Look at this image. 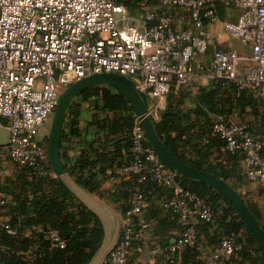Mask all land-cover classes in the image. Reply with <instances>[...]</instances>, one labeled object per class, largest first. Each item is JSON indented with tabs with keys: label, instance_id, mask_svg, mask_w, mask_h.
Returning <instances> with one entry per match:
<instances>
[{
	"label": "built area",
	"instance_id": "built-area-1",
	"mask_svg": "<svg viewBox=\"0 0 264 264\" xmlns=\"http://www.w3.org/2000/svg\"><path fill=\"white\" fill-rule=\"evenodd\" d=\"M222 1L242 10L238 21L224 28L251 53L247 58L237 51L218 50L207 67L200 57L210 45L206 26L218 24L216 0H159L158 13L139 18H132L120 0H0V121H8L10 132L1 155L15 165L41 171L48 164L41 131L54 115L61 91L96 75L129 79L145 98L151 120L160 117L175 88H191L198 75L235 83L264 98V0ZM171 9L185 10L189 24L176 27ZM246 61L253 66H245ZM213 130L228 152L243 156L246 178L264 189V145L250 125L219 117ZM132 153L134 159L123 173L139 175L140 183L150 177L170 190L163 209L177 216L182 229L168 252L198 246L196 227L214 221L212 207L180 185L179 174L150 144L140 118L133 128ZM6 174L0 162V179ZM130 203L104 264H129L135 242L150 230L147 198L136 193ZM3 227L16 234L9 225ZM50 238L54 247H66L57 231H50ZM243 251L244 245L233 237L224 238L206 264H240L228 258Z\"/></svg>",
	"mask_w": 264,
	"mask_h": 264
},
{
	"label": "trees",
	"instance_id": "trees-1",
	"mask_svg": "<svg viewBox=\"0 0 264 264\" xmlns=\"http://www.w3.org/2000/svg\"><path fill=\"white\" fill-rule=\"evenodd\" d=\"M142 1L120 0V3L130 11V16H134ZM213 82L212 88H202L196 96L194 113L198 117L201 116V121H192L191 112L182 115V111L174 112L169 107L163 120L154 122V127L163 143L181 161L229 183L231 173L225 170L218 172L215 167L204 168L199 164L208 156V150L200 145L205 139L210 141L209 146L213 145V142L219 146L225 145L213 130L219 117L230 121L231 117L237 114L243 119L250 112L257 120L261 118L264 121V98L252 91L240 89L232 82ZM86 105L95 112L88 116L91 118L89 126L94 127L96 132L91 138L83 135L80 128L81 119L87 110ZM137 119V113L127 97L111 85L90 87L70 104L61 136L60 156L71 176L89 193L106 196L101 191L103 183L116 178V170L123 171V168L132 163V135ZM250 128L256 138L257 135L264 136L263 127L255 130L250 125ZM188 144L193 146V151H196L203 161L194 163L188 160V155L182 151ZM75 147H79V155L76 156L72 155ZM230 154L243 159L240 154ZM23 168L26 174L19 176L16 181L8 180L5 186L0 185V191L13 196L17 202L7 224L16 234H10L5 227L0 226V264H91L105 239V230L99 217L77 200L60 178L52 176L50 165H45L41 171L32 167ZM178 182L211 205L214 221L199 223H203L206 229L224 231L223 234L220 233L222 236L217 241L218 246L224 238L233 237L237 243L244 245V251L246 243L255 247L264 263L257 240L236 210L218 191L180 175ZM159 190L166 192L167 196L170 194V190L159 186L150 177L140 183L139 175H135V181L132 182L122 179L107 197L125 215L131 207L133 196L142 193L148 200L145 216L150 221L151 213H157L152 203L155 193ZM166 212L168 214L160 220L159 227L165 229L176 224L180 233L182 227L177 216L172 211ZM199 223L196 227L197 233ZM33 227L37 229L27 236L26 232ZM52 230L57 231L66 243L64 249L53 246L50 238ZM244 239L245 244L242 242ZM198 243V246L170 254L168 248L172 243L169 245V240H165L162 247L170 256L167 264H179L177 255L183 252L188 256L183 264H202L199 258L203 246L199 235Z\"/></svg>",
	"mask_w": 264,
	"mask_h": 264
},
{
	"label": "crops",
	"instance_id": "crops-1",
	"mask_svg": "<svg viewBox=\"0 0 264 264\" xmlns=\"http://www.w3.org/2000/svg\"><path fill=\"white\" fill-rule=\"evenodd\" d=\"M216 1L218 24L206 26L205 32L209 38L210 45L208 53L200 57V62L207 67H210L212 65L213 55L218 50L237 51L247 58L250 57L251 53L250 49L247 46L242 45L237 39L233 38L224 28V25L227 23H236L240 15L242 14V10L238 8L227 7L222 0ZM125 9L128 13H130V11L126 7ZM159 10V0H143L139 4V10H137L135 12V15L131 17H144L149 13H158ZM169 12L174 17V24L176 27H186L189 24V16L185 10L171 9L169 10ZM244 65L248 67L253 66L250 61H246ZM127 80L129 81V84L131 83L130 85H133L129 79ZM213 85L214 82L208 79L205 75H198L195 78L191 88H175L165 100L163 104V109L160 113V117L152 120L153 123L161 122L164 118L165 111H167L169 107L174 112L182 111V115L191 112L190 116L192 121H201V116L198 117L194 113L197 105L196 96L199 94L202 88H212ZM86 107L87 110H90H86V113L83 115L80 123V128L82 130L83 135H86L87 137L91 138V136H95L96 132L94 127L89 126V123H91V118H88V116L91 114L93 115V113L95 112L93 109L88 108V105H86ZM137 118H139L138 114ZM231 119V121L233 122H246L252 125L255 130L261 126L263 127L262 130L264 131L263 119L258 118L257 120V118L253 117L250 112L248 113L246 118L244 117L243 119H241V117H238V115L235 114V116L231 117ZM7 126L8 121H0V139H2L3 137H7L6 133H8L9 131ZM196 134H199V132H196ZM257 138L260 139L264 145V136L257 135ZM209 145L210 141H208L207 139L203 140L202 144L200 145V147L204 146L205 150H208V156L205 161L200 158L196 151H193V146L191 145L184 148V150L182 149V151L188 155V160L191 162L199 163L200 161H203L199 164L202 165L204 168L215 167L218 172L225 170L228 173H231V177L229 178L230 180L228 184L232 186L243 198V200L259 222L261 228L264 230V189H262L259 185L250 182L244 176L243 159H239V157L231 155L227 151L225 145L219 146L214 142L213 145ZM75 149L76 150L72 155H79V147H75ZM0 162L3 164L4 168L7 171L6 177L0 179L1 186H5L8 180L16 181L19 176L26 174L23 167L15 165L6 157H3L1 155V151ZM47 165H50L51 167L50 161H48ZM116 174V178L113 177L103 183L101 191L103 195L106 196L101 197L100 195L89 193L75 181L73 176V182H69V184L66 185L64 181L56 175L54 171L52 173V176L54 178H60L62 182L67 186V188L71 191L73 196L81 203H83L87 208H89L92 212H94L101 220L105 230V239L103 242L104 247L102 253H106V255L109 254V252L117 243L120 231L125 222V215L123 214L122 210L117 205H115V203H113L110 199H108L107 195L111 191H114L116 189L117 185L121 183L122 179L124 181H135V175H127L123 173V171H121L120 169L116 170ZM166 197L167 193L164 191L159 190L155 193L152 205L153 209L157 210V213H151L150 230L141 241H138L134 245L133 254L131 256L129 264H167L170 256L167 251L164 250L162 244L165 240H169L170 245L175 241V239L179 236L180 233L176 224L175 226H171L165 229H161L159 227V222H161L168 214L163 209V201ZM2 201L4 202V204H0V226L9 224L11 220V215L13 214L12 210L15 209L17 205V202L14 200V197L5 194V191H0V202ZM199 226L200 228L198 230V235L199 240L203 246V249L200 251L199 262H201L202 264H206L209 255L218 247L217 241L221 238L224 231L215 230V228L214 230L209 228L206 229L203 227V223H199ZM36 229L37 227H33L32 230L28 229L26 235H32L33 231H35ZM244 232L245 234H247L246 230ZM242 242L245 244L246 240L244 239ZM187 258L188 256H186L184 252L179 253L177 255V260L179 264L185 263ZM228 260L238 262L240 264H264L262 263L260 255L255 250V247L249 246L247 243L245 245V251L241 254V256L229 257ZM104 261L105 258H103L102 261H100L99 258H94L91 264H103Z\"/></svg>",
	"mask_w": 264,
	"mask_h": 264
},
{
	"label": "water",
	"instance_id": "water-1",
	"mask_svg": "<svg viewBox=\"0 0 264 264\" xmlns=\"http://www.w3.org/2000/svg\"><path fill=\"white\" fill-rule=\"evenodd\" d=\"M130 84L129 81L124 77H118L115 74H102L84 79L66 89L64 94L61 96L54 113L47 148L48 158L51 167L56 175L60 177L66 185H68L69 182H73L72 176L66 169L60 156L61 136L66 119V114L70 104L79 94L90 87L97 85L114 86L121 92H123L128 101L132 104L133 108L138 114V117L140 118L141 125L150 144L155 148L158 155L166 163V165L177 172L180 176L199 181L218 191L236 210L240 218L244 221L246 227L253 234L258 242L262 257L264 259V232L243 198L227 182L217 178L212 174L201 171L186 164L171 153V151L158 136L153 121L149 118V116H147V106L145 98L136 92L134 85ZM6 134V138L3 137L2 139H0V147L6 146L8 144L10 132L8 131V133ZM103 247L104 245L101 247L95 257L99 258L100 261H102L103 258L106 259L108 256L106 255V253H102Z\"/></svg>",
	"mask_w": 264,
	"mask_h": 264
},
{
	"label": "rangeland",
	"instance_id": "rangeland-1",
	"mask_svg": "<svg viewBox=\"0 0 264 264\" xmlns=\"http://www.w3.org/2000/svg\"><path fill=\"white\" fill-rule=\"evenodd\" d=\"M66 90L63 89L61 91V96L64 94ZM61 98V97H60ZM53 117L49 120V122L43 127L42 131H41V138L45 144V146L48 148V143H49V136H50V132H51V127H52V122H53ZM49 161V160H48ZM104 264V263H103Z\"/></svg>",
	"mask_w": 264,
	"mask_h": 264
}]
</instances>
